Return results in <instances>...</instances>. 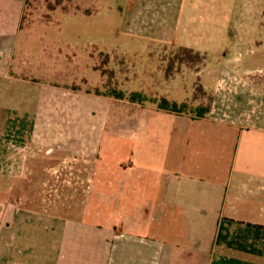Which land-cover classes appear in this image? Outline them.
<instances>
[{
  "label": "crops",
  "instance_id": "crops-1",
  "mask_svg": "<svg viewBox=\"0 0 264 264\" xmlns=\"http://www.w3.org/2000/svg\"><path fill=\"white\" fill-rule=\"evenodd\" d=\"M257 6L256 0H122L115 31L125 45L207 57L195 76L210 96V114L144 109L138 138L158 139L168 122L170 165L143 178L133 215L114 210L129 212L130 170L121 181L101 183L112 197L104 222L0 199V264H264V64L250 53L257 37L244 31L247 21L258 28ZM26 11L27 0H0V141H17L4 132L19 117L36 125L33 104L18 97L24 85L9 71Z\"/></svg>",
  "mask_w": 264,
  "mask_h": 264
},
{
  "label": "rangeland",
  "instance_id": "rangeland-1",
  "mask_svg": "<svg viewBox=\"0 0 264 264\" xmlns=\"http://www.w3.org/2000/svg\"><path fill=\"white\" fill-rule=\"evenodd\" d=\"M256 1L258 28L247 21L244 31L257 37L250 53L264 64V0ZM121 3L27 0L24 37L9 71L24 85L18 97L33 104L36 125L19 117L17 127L4 132L17 141H0V199L14 197L23 208L104 222L112 197L101 183L121 181L130 170L129 212L114 210L133 215L143 192L138 185L153 178V170L170 165L168 122L158 139L138 138L144 109L158 107L164 96L193 110L209 105L210 96L195 76L207 66V57L172 46L125 45L115 31ZM133 94L148 101L132 103ZM31 135L34 140H26ZM93 180L98 185L91 190Z\"/></svg>",
  "mask_w": 264,
  "mask_h": 264
},
{
  "label": "trees",
  "instance_id": "trees-1",
  "mask_svg": "<svg viewBox=\"0 0 264 264\" xmlns=\"http://www.w3.org/2000/svg\"><path fill=\"white\" fill-rule=\"evenodd\" d=\"M183 51L187 54H196V56L200 57V53H195L193 50L189 49H183ZM119 99H123V97H118ZM147 98L143 97L141 94H133L131 97L132 103H145L147 102ZM211 99H209V105L207 107H199L196 110H193L188 103H182L178 104L176 102H171L166 98H163L159 102H156L158 104V108L162 111H165L170 114L175 115H193L197 118H206L211 111L210 102Z\"/></svg>",
  "mask_w": 264,
  "mask_h": 264
}]
</instances>
